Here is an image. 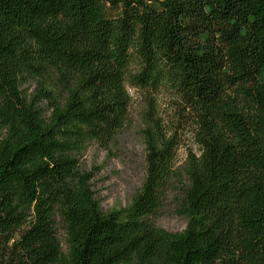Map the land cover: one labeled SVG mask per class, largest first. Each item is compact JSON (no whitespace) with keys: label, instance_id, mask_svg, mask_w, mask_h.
Listing matches in <instances>:
<instances>
[{"label":"trees","instance_id":"obj_1","mask_svg":"<svg viewBox=\"0 0 264 264\" xmlns=\"http://www.w3.org/2000/svg\"><path fill=\"white\" fill-rule=\"evenodd\" d=\"M127 87L170 93L198 150L176 167L149 99L142 183L103 211L81 159ZM0 264H264V0H0Z\"/></svg>","mask_w":264,"mask_h":264},{"label":"rangeland","instance_id":"obj_2","mask_svg":"<svg viewBox=\"0 0 264 264\" xmlns=\"http://www.w3.org/2000/svg\"><path fill=\"white\" fill-rule=\"evenodd\" d=\"M28 92L31 90L28 87ZM130 97L129 118L122 128L117 145L110 152L90 145L81 159V166L94 173L92 188L103 211L123 209L139 189L144 177L143 146L140 130L148 100L155 105L157 115L165 127L174 130L179 140L175 152L176 167H180L189 151L197 153L190 126L183 121L173 107L171 94L165 89L157 93L127 87ZM181 121V122H180ZM182 126V127H181ZM155 225L170 233L184 230L186 221L176 214V199L168 193L163 206L153 218Z\"/></svg>","mask_w":264,"mask_h":264}]
</instances>
